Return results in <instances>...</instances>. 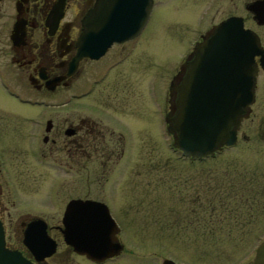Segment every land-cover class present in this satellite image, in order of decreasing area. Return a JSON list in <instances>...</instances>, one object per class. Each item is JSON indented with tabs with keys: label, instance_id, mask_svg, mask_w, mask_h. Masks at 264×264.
Listing matches in <instances>:
<instances>
[{
	"label": "flooded vegetation",
	"instance_id": "flooded-vegetation-1",
	"mask_svg": "<svg viewBox=\"0 0 264 264\" xmlns=\"http://www.w3.org/2000/svg\"><path fill=\"white\" fill-rule=\"evenodd\" d=\"M256 1L261 3L254 6ZM255 9L259 18L255 17ZM169 12L175 21L171 24L175 27L173 35L184 37L185 41L169 79L163 108L160 58L153 61L152 66L151 63H140V56L135 61L132 58L150 21L163 20ZM91 21L93 51L101 48L106 36L126 37L110 41L96 57L81 55L79 52L89 47L83 36ZM242 28L245 29L244 46L255 50L250 63L253 82L251 100L242 108L241 117L233 128L237 139L241 122L248 120L245 127L254 130L258 139L264 141V0H0V56L7 59L8 65L3 70V79L5 82L20 81L27 90L15 92L8 90L5 83L1 84L18 104L33 107L16 116L17 125L13 128L0 131V140L3 138L5 147H11L16 160L21 158L20 165L35 163L42 167L53 166L62 173H74L68 175L71 179L68 186L72 183L76 187L75 178L88 169L86 166L98 165L100 172L93 167L95 171L85 173L84 181L89 184V180H95L100 185V192L112 169L109 165L118 162L123 153V130L134 125L118 118L147 114L158 132L163 118L172 126L177 96L185 95L181 86L190 72L186 65L193 64L197 48L201 45L199 51L207 58L210 55L216 57L220 48H228L231 52L228 57L233 59L235 52L242 48V39L238 35ZM153 29L148 28V31ZM132 61L137 63L133 68ZM213 66L221 64L214 63ZM142 73L147 76L146 87L143 83L140 87ZM167 132L172 139L174 130ZM24 147L26 155L23 153L20 157ZM170 147L187 164L201 163L202 169H206L209 160L228 145H220L203 156H183L173 143ZM241 185L249 186V191H244L246 196L253 194L251 188L255 183L251 178L245 176ZM89 189L90 185H85L84 193L81 190L68 195L61 215L69 200L79 198L104 203L115 219L112 203L100 193L92 196ZM16 191L5 153L0 148V222L4 241L33 264H76L69 257L71 254L92 264H110L121 256L120 250L96 260L74 252L62 241L61 215L57 223L28 209L9 216V204L13 206L17 202ZM191 191L196 196L199 194L196 186ZM251 200L258 203L259 199L253 196ZM37 220L44 222L46 233L56 242L54 252L39 259L22 243L23 230L38 225L33 223ZM251 239L246 252L227 264H264V218L252 231ZM59 242L63 243L64 252L58 257L55 251ZM67 253L69 255L65 257ZM153 260L157 264V258Z\"/></svg>",
	"mask_w": 264,
	"mask_h": 264
},
{
	"label": "rangeland",
	"instance_id": "rangeland-1",
	"mask_svg": "<svg viewBox=\"0 0 264 264\" xmlns=\"http://www.w3.org/2000/svg\"><path fill=\"white\" fill-rule=\"evenodd\" d=\"M171 13L163 20L150 21L148 28L155 30L149 32L147 28L132 58L135 61L140 56V63H151V66L160 58L163 108L169 79L185 41L184 37L173 35L175 21ZM6 60L0 56L1 132L13 128L17 125L16 116L33 108L18 104L2 86L5 83L8 90L15 92L27 90L20 81L5 82L2 74L8 67ZM133 61L132 68L137 65ZM142 75L140 87L142 83L146 87L147 76ZM118 119L134 125L123 130V153L118 162L109 165L112 169L100 192L95 180H89V184L84 181L85 173L95 171L93 167L100 172L98 165L86 166L88 169L75 178L76 187L72 183L68 186L71 181L68 175L74 173H62L53 166L42 167L35 163L20 165L21 158L16 160L2 138L0 148L17 188V202L13 206L9 204V216L28 209L57 223L66 197L81 190L84 193L85 185H90L89 194L100 193L112 203V214L120 225L117 237L122 245L121 256L110 264H154L153 259L159 262L163 257L171 258L176 264H227L245 253L252 242V231L264 218V205H261L264 203V141L258 139L254 130L245 127L248 120L241 122L236 142L217 153L209 160L208 168L202 169L201 163L187 164L172 150L163 120L158 132L147 114ZM21 150L20 157L23 153L26 155L27 149ZM245 176L255 183L251 196L244 192L249 191V186L241 185ZM194 186L199 189L197 196L191 191ZM253 196L259 199L258 203L251 200ZM55 252L58 257L64 252L62 242ZM69 257L76 264H92L80 256L71 254Z\"/></svg>",
	"mask_w": 264,
	"mask_h": 264
},
{
	"label": "water",
	"instance_id": "water-1",
	"mask_svg": "<svg viewBox=\"0 0 264 264\" xmlns=\"http://www.w3.org/2000/svg\"><path fill=\"white\" fill-rule=\"evenodd\" d=\"M261 2H254V6ZM255 17L259 14L255 9ZM83 36L89 47L79 54L96 57L112 40H120L126 35L106 36L101 48L93 51V21L86 27ZM245 29L238 31L242 48L230 59L228 48H220L215 56L206 57L197 48L196 57L187 63L189 74L181 86L184 96H177V110L171 117L174 130L173 144L182 154L203 156L211 153L221 144L235 141L233 126L241 117L242 108L251 100L252 69L251 58L255 50L244 46ZM202 50V48L200 49ZM210 53V52H209ZM212 54V53H211ZM208 55V54H207ZM221 64V66H213ZM224 64V65H223ZM35 226L23 230L22 242L36 259L50 255L55 250V240L51 238L41 220ZM60 229L62 240L73 251L90 259H102L116 254L122 245L116 238L119 230L104 203L91 199H71L62 215ZM0 264H33L20 251L8 248L4 243L0 223ZM161 264H175L170 258H163Z\"/></svg>",
	"mask_w": 264,
	"mask_h": 264
}]
</instances>
